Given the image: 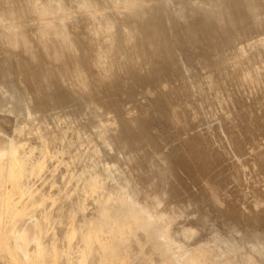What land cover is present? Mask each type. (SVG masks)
<instances>
[{
    "label": "bare ground",
    "instance_id": "6f19581e",
    "mask_svg": "<svg viewBox=\"0 0 264 264\" xmlns=\"http://www.w3.org/2000/svg\"><path fill=\"white\" fill-rule=\"evenodd\" d=\"M178 2L0 0V111L17 122L0 134V220L29 217L12 244L0 239L13 264L129 262L139 230L163 264H264V0ZM208 65L215 74L202 75ZM31 135L45 155L32 176L54 159L70 170L73 211L102 197L101 220L87 212L63 248L43 238L51 213L20 200ZM185 216L214 233L185 248L199 235L175 228Z\"/></svg>",
    "mask_w": 264,
    "mask_h": 264
},
{
    "label": "rangeland",
    "instance_id": "374dc122",
    "mask_svg": "<svg viewBox=\"0 0 264 264\" xmlns=\"http://www.w3.org/2000/svg\"><path fill=\"white\" fill-rule=\"evenodd\" d=\"M165 3L169 6H172L175 10H177L180 7V3L178 0H164ZM189 2H193L195 4L203 3L206 1V3L210 6L214 5L213 0H187ZM4 15L3 10L0 8V17ZM49 25L53 23V20H47L46 21ZM210 67L205 66V68H200L201 74L205 76L213 75L215 72L211 68V65H208ZM196 69V67H193ZM192 68V69H193ZM195 69L193 71H195ZM206 70V71H205ZM211 70V71H210ZM197 71V70H196ZM199 71V70H198ZM204 71V72H203ZM209 72V73H208ZM159 91V90H158ZM158 94L159 92L156 91ZM185 94V93H184ZM182 93V98L181 101L183 103H190L191 99L189 100L190 97H188L187 94H185V98L183 97ZM188 98V99H187ZM132 107L131 105L127 104V107ZM2 113V114H1ZM6 112H1L0 111V134L3 135L6 138H12L14 136L16 127H17V122L15 120V115L11 113H6ZM11 114V115H10ZM10 116V117H9ZM6 117V118H5ZM37 117V116H36ZM34 115L28 116L25 119L26 125H32L37 122V118ZM11 119V120H8ZM14 119V120H13ZM27 121V122H26ZM4 122H8V127ZM34 122V123H32ZM211 122V123H210ZM15 125H14V124ZM28 123V124H27ZM209 123V125H208ZM213 120L211 121H206L205 124H202L203 129L207 127L209 129L213 125ZM201 127V128H202ZM202 129V130H203ZM206 130V129H205ZM13 134V135H12ZM31 138L27 140L24 139V141H28L31 143V145L38 147L36 151H30L26 155L32 159V162L27 161V164L25 166V171L26 174H24L21 179V185L23 188L26 189L27 193L20 199V196L15 195L14 198L16 201H22L23 204L29 205V207L35 211L36 215L39 217H42L46 212L51 213L53 218L49 221H47V231L45 232L43 238L45 241H50L53 237L56 238V242L59 245L60 248L65 247V245L68 243L67 238L65 236L72 232V230H79L80 232L88 225L87 221V212L90 216H92L96 220H101V216L103 215L104 209L99 206V202L102 201V197L99 194H95L94 197L86 200L88 206L85 208L86 211H73L74 208V202H76L78 199L77 193H75L73 190V186L69 185L66 187V194L64 195V184L66 183L67 176L70 174V170L66 168V165H59L57 166V162L54 159H49L46 160L45 167L43 171L41 172L40 175L38 176H32L31 170H32V164L39 162V161H44L45 155L41 152V143L40 140L34 135L29 136ZM33 137V138H32ZM7 144L4 142L0 143V148L2 150L7 148ZM7 161L10 162L11 160L8 159ZM58 169H57V168ZM77 168V169H75ZM84 168L83 165H77L76 167H73L72 169L74 173H79L82 171ZM57 169V170H56ZM56 170V171H55ZM72 171V170H71ZM8 179L7 173H4L1 176V180L3 183H6ZM233 187V186H231ZM4 193L3 190H0V213L4 209V199L3 195ZM30 197V198H29ZM20 199V200H19ZM96 200L99 202L97 203ZM26 201H28L26 203ZM96 202V203H95ZM262 207L260 208V210ZM77 213V214H76ZM73 219V221H72ZM29 217H18L14 222H3L0 220V239L1 238H10L9 242L12 244L14 238V232L15 231H22V229L29 223ZM71 221L74 223L73 225L70 224ZM5 224V225H4ZM175 228L177 229H193L199 233L198 237L196 239L188 240L185 243V248L187 245V248H193L196 243L200 239L207 238L210 236L212 233H214L213 229L210 227L209 224H206L202 221H199L193 217H181L179 222L175 224ZM256 229L262 230L263 225H257ZM14 230V231H13ZM218 233L223 232L224 227L221 223H219L218 227ZM236 233V234H235ZM232 234V238H234L236 241H241L240 234L238 232H235ZM56 234V235H55ZM239 234V235H238ZM237 235V236H236ZM75 236V238H74ZM73 238H71L70 242L72 245V257L75 258V260L78 259V257L81 254V250L84 247L83 241H81L80 236L74 235ZM72 237V236H71ZM249 240V239H248ZM251 241V240H249ZM73 242V243H72ZM141 242V243H140ZM255 243V242H254ZM252 244V243H251ZM143 246V247H142ZM9 247V246H8ZM142 249V250H141ZM184 249V248H183ZM1 249L0 248V264H13V260L11 257H9L8 250ZM189 249H184L183 251H186ZM8 254V255H7ZM137 254V255H136ZM154 251H153V246L151 242L149 241V238H147L146 234L144 233L143 230L138 231V239L137 238H131L130 241V253H129V262H123L121 264H163V260L161 259L160 256H153ZM218 257H220L218 255ZM136 259V260H135ZM11 260V261H10ZM142 260V261H141ZM149 260V261H148ZM61 264H64L63 261H61Z\"/></svg>",
    "mask_w": 264,
    "mask_h": 264
}]
</instances>
